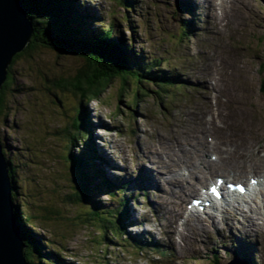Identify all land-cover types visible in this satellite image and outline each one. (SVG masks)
Returning a JSON list of instances; mask_svg holds the SVG:
<instances>
[{
	"label": "rangeland",
	"instance_id": "obj_1",
	"mask_svg": "<svg viewBox=\"0 0 264 264\" xmlns=\"http://www.w3.org/2000/svg\"><path fill=\"white\" fill-rule=\"evenodd\" d=\"M131 1L135 9L128 13L117 0H70V3L73 7L77 5L74 11L78 13L86 10L96 13L98 19L92 26L88 21L92 31L105 30L115 18L119 22L115 32H120L115 38H124L136 53L154 59L161 66L155 68L179 78L176 87L158 97L155 91L160 88L149 81V92L146 96L139 92L138 103L134 104L135 88L130 93L122 92L121 82L116 81L101 101L83 104L82 111L89 123L88 129L82 130L85 144L75 142L72 146L66 132L73 133L75 108H79L80 102L74 94L56 90L52 82L61 76L75 75L83 63L74 58H58L41 49L30 51L23 63L12 68L14 85L7 111L0 118V142L6 158L17 169L18 201L27 215L34 218L33 232L38 234L43 248L59 254L63 261L60 264H157L158 257L150 247H145V242L164 246L172 253L162 264H228L241 258L234 254L238 247L232 246L236 241L234 233H205L192 239L189 229H183L185 241L179 237L177 244H170L169 231L172 238L173 229L168 228L165 215L157 208L170 194L165 197L157 188L140 181L138 164L143 153L146 157L140 163L143 166L148 163L147 142L140 143L147 140L176 146L184 136H203L202 122L207 120L211 135L222 147L223 158L239 162L237 156H264V0H245L248 10L239 16L221 18L214 12L209 19L201 11L202 0L190 5L192 14L180 8L183 0ZM185 22H192V33L191 28L189 31L184 28ZM220 92L227 99L241 102L235 101L236 112L221 102ZM214 110L216 127L211 123ZM222 114L225 119H221ZM87 150H92L91 161L104 180L112 186L117 178L130 184L124 189L123 199L128 202L121 213L127 220L129 236L137 237V250L114 242L107 246L99 224L89 217L88 212L96 203L100 209L117 208V202L102 186L82 200L76 197L77 170L74 176L67 155H85ZM231 180L237 181L236 177ZM166 190L165 184L163 191ZM72 195L77 204L68 201ZM187 204L188 200L185 208ZM209 236L211 242L207 243ZM254 241L251 246L243 241L240 244L243 248L250 246L257 264H264V238L257 236ZM213 246L219 250L215 263L211 261ZM140 247H144L142 254L138 252Z\"/></svg>",
	"mask_w": 264,
	"mask_h": 264
},
{
	"label": "trees",
	"instance_id": "obj_2",
	"mask_svg": "<svg viewBox=\"0 0 264 264\" xmlns=\"http://www.w3.org/2000/svg\"><path fill=\"white\" fill-rule=\"evenodd\" d=\"M21 1L25 15H27L26 17L32 25L33 35L29 47L24 53L14 58L8 69L7 81L0 91V118L7 111L8 100L14 85L15 74H13L12 68L20 62L23 63L25 61L23 60L24 57L29 55L30 51H37V49L52 52L58 58H74L83 63V67L79 68L75 75H69L65 78L61 76L58 80L52 82L56 90L61 93L74 94L78 97V103L80 102L79 108H75L76 117L72 124L73 133L71 131L66 132L69 137L68 141L72 146L75 142L85 144V136L82 130L87 128L89 123L85 111H82L83 104L88 105L94 101H101L106 90L116 81L121 82L122 92L127 90L130 93V89L135 88L136 95L132 98L134 104L138 103L139 92H141L140 95L146 96L149 92L147 85H150V83H155L160 88L159 91H155V95L158 97H161L162 93L169 94L170 88L168 87L173 84L172 77L167 76L162 69L155 68L161 66L156 64L154 59H148L146 56L136 53V50L132 49L124 38H115L116 35L120 34L119 31L115 32V29L119 26V22L115 18H113L114 22H110L105 30L92 31L88 27V21L89 23L94 22V18H97L96 14L90 11L81 13L74 11L77 5L71 6L70 0ZM117 1L126 13L135 9L134 2L132 3L131 0ZM184 25L187 26L186 23ZM3 153L6 157V153L4 151ZM92 156V150H87L85 155L83 153L81 155L72 153L67 155L74 169V176H76L75 171L77 170V176L75 177L76 197L82 200L83 197L86 198L93 195L91 193L98 192L97 189L102 186V189L107 191L110 198L118 204L115 209L105 210L100 209L96 203L88 212L91 220L99 224L104 243L108 246L114 242L122 247H130V245H133L132 242L139 244L137 237H134V240L130 242V236L126 230L127 220L123 218V213H121L128 202L127 199H123L126 197H123L120 193L119 188L123 184L113 183L112 186L111 183L104 180L98 171L99 169L97 168V170L96 166L93 165ZM7 162L10 168L9 175L12 182L14 211L26 244L25 256L27 262L29 264L62 263L59 254H54L55 252L52 253L50 250L49 252L45 251L38 234L33 232L35 227L34 218L27 215L23 205L18 201L20 183L16 177V166L9 159H7ZM132 197L134 196L131 195L130 198ZM69 200L77 204L73 195L69 197ZM44 212H47V209H44ZM146 246L151 245L146 242Z\"/></svg>",
	"mask_w": 264,
	"mask_h": 264
},
{
	"label": "bare ground",
	"instance_id": "obj_3",
	"mask_svg": "<svg viewBox=\"0 0 264 264\" xmlns=\"http://www.w3.org/2000/svg\"><path fill=\"white\" fill-rule=\"evenodd\" d=\"M186 1L188 2L189 0ZM197 3L198 0H192L189 5H196ZM247 6L245 0H202L201 11L206 12L208 19L210 18L211 13L214 12H216L221 18H226L232 14L239 16L244 11L246 12L248 10L246 9ZM215 7L218 8V12ZM190 9L192 11V8ZM186 12L189 14L188 6ZM237 16H234V18ZM208 22L210 26H213L210 20H208ZM189 28H191L190 33H192L194 31L193 24H191ZM202 76H205V74ZM219 98L222 99V103L227 104L235 112V106L237 105L235 101L241 103L235 98L227 99L223 92H220ZM213 115L214 121H211V123L216 127L218 121L215 119L217 116L215 110ZM203 118L204 116L202 117V121ZM225 118V114H222L221 119ZM237 119L241 118L238 117ZM210 120H212V116ZM202 125L203 132L205 133H203V136L199 135V137L194 136L192 138H189L190 136H184L176 146L162 143L157 144L156 142L152 143L153 141L148 142L147 140L141 142L140 144L147 142L145 147L148 149V163L144 166L141 165L140 162L143 157H146V155L140 150V152L143 153V157H140L138 164V172L141 176L139 179L140 181L145 182L146 186L155 187L160 192H163L165 197L170 194L168 199L162 201V205L160 204V206H157L158 210L165 215V221L168 228L172 227L173 229V239L171 238L169 231L168 241L170 244H177L176 238L179 237L184 242V234L181 233V230L186 229L188 231L189 229V234L192 236V239L198 238L205 233H216L220 235L222 233H234V238L237 240L236 246H239L240 241L252 245V243L255 242V237L262 236V238H264V194L261 195V189H259V187H253L251 184V182L257 178L264 179V156L259 154H257L256 157L248 155L246 157L237 156L236 159L239 162H235V160L230 157L223 158L222 147L216 142L215 136L213 137L211 135L210 123L207 120H204ZM223 140H226V137ZM209 155L212 156L213 159L210 160V157H207ZM109 160L107 159L106 161ZM103 163L104 165L106 164L105 162ZM108 163L110 165V162ZM180 171L184 172L181 174ZM141 174H143V176ZM219 175L225 178L228 183H235L236 181L231 180V178L236 177L237 181H240L242 185L249 186L255 195L253 204L245 205V207L228 208L226 212L219 216L213 215L220 213L215 209L213 214L205 219L199 218L198 215H195L194 213L187 214L184 209V203L187 198H201L202 188H208L212 183H215L214 178ZM211 178L213 180L208 182ZM124 182L128 183L126 181ZM195 182L200 185L194 186ZM165 184L167 186L166 192L163 191V185ZM127 187L128 185H125L124 189H127ZM239 195L241 194L239 193ZM258 196H261V198H257ZM211 205L212 202H210L208 206ZM210 237L211 236L207 238V243L211 242ZM213 244H215V242H213ZM237 262L238 260L236 263Z\"/></svg>",
	"mask_w": 264,
	"mask_h": 264
},
{
	"label": "water",
	"instance_id": "obj_4",
	"mask_svg": "<svg viewBox=\"0 0 264 264\" xmlns=\"http://www.w3.org/2000/svg\"><path fill=\"white\" fill-rule=\"evenodd\" d=\"M33 28L21 0H0V91L14 58L26 51ZM10 168L0 142V264H29L15 217Z\"/></svg>",
	"mask_w": 264,
	"mask_h": 264
}]
</instances>
